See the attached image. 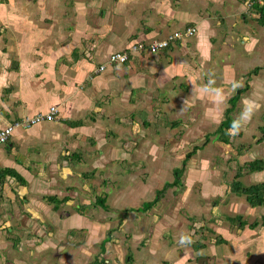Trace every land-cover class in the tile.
<instances>
[{"label": "crops", "instance_id": "crops-1", "mask_svg": "<svg viewBox=\"0 0 264 264\" xmlns=\"http://www.w3.org/2000/svg\"><path fill=\"white\" fill-rule=\"evenodd\" d=\"M262 2L260 0H0V129L19 123L10 141L0 146V264L37 263L34 259L31 260L29 255L33 252L39 253L44 243L25 253L29 262L21 263L13 258L18 251V242L16 241L15 244V240L21 236L18 227L28 230L29 225L32 224L40 227L43 236L56 234L59 244L74 240L77 245V231L86 232V229L90 228L89 236L86 238L91 239L88 241V246L92 247L91 242L96 240V235L103 228L102 222L99 220L92 222L77 213V208H73V211L69 210L71 205L77 203V171L86 160L89 161L91 156L93 160L101 157V165L108 169L123 170L115 175L123 177L128 185H136L125 189L124 197L119 200V205L124 206L123 218L130 216V213H137L146 219L153 209H161L169 190L177 189L179 192L193 193L191 182L199 179L201 172L206 168L204 165L207 160L204 159V152L210 153V137L215 136L217 138L215 142L230 145V139L221 138V133L229 137L228 130H222L223 125L227 120H235L245 104L252 107L250 101L255 102L254 110L251 118L243 122L240 129L244 128L243 131L247 130L249 133L254 131L255 136L264 138V57L261 54L262 58L254 59L256 66H259L254 72L260 71L259 76L247 77L251 82L243 86L237 85L234 95L231 93L234 92L231 91V86L229 90L226 89L227 94L224 88L228 86H222L221 95L214 96L203 93L199 88L196 93L190 92L189 87L183 88L182 84H178L179 80L186 81L192 74L200 76L201 70L207 64L213 68L214 60L223 59L217 65V69L222 74L220 75L222 85H224L222 81L225 80L230 85L232 78H235V71L231 72V68L229 72L223 70L222 65L229 64L228 55L222 52V47H228L230 43L237 44V48L244 54L246 48L255 47L257 39L251 35L254 27H251V31L245 27L250 24V18L254 17H258L259 24L264 26L262 15L254 9L257 4L262 5ZM191 26H195L196 31L190 39L177 40L178 42L175 41L176 43L171 44L169 48L161 49L155 54L132 49L137 43L148 45L154 41L164 40L174 31ZM232 28H239L240 32L226 35L225 32ZM226 40L229 42L228 45ZM124 51L129 55L126 63H109L108 59L115 52ZM186 52L188 59L184 57ZM236 56L238 51L233 55L234 60ZM250 57L249 55L244 59L253 61V57ZM192 58L193 66L190 65ZM102 62H106L107 68L103 71L98 70L99 75L93 73L94 68ZM196 69L201 70L196 71ZM207 77L208 75L203 76L204 79ZM116 82L121 84L118 91L123 97L127 94L139 95L145 109L156 110L153 116L156 122L162 121L167 124L168 121L173 120L174 105H182V100L186 99L191 101L190 108L194 115L201 118L200 126L208 130L216 129L212 134L207 135L203 145H195L185 155L183 159L185 167L180 169L183 173L178 184H174L175 170L179 169L175 168L171 174L173 181L167 182V185L170 184L169 187L165 185L158 189L155 186L157 182L151 176L157 170L153 167V157L149 152L155 140L152 139L149 143L144 139L140 141L137 145L141 148L137 150L140 153L138 155L129 154L122 149L114 152L113 144L107 143L117 136L118 139H127V134L115 135L121 130L119 124H115L116 119L119 122L120 108L117 107L115 100L113 106L108 105L109 100L105 98L106 95L113 93V85ZM175 87L180 88L182 92L174 104L176 97L172 100L170 93ZM223 94L231 95L228 98V105L224 102ZM100 96L106 101L101 106L96 103ZM121 100L122 112L129 110L135 112L136 108L131 106L130 102L122 98ZM51 107L59 109L56 120L43 121L30 126L25 124L26 121L47 113ZM113 125L117 129L113 128ZM101 141H105V146L100 147ZM257 144L258 152L253 153L248 147L247 155L251 160L245 168L240 167L235 172L234 180L229 187L227 185L225 188L221 185L222 191L219 187H212L213 191L234 197L230 204L234 216L226 217L228 223L235 224L234 227L220 226L221 224L215 223L213 218H202L203 221H198L195 226L207 228V233L214 237V241L211 244L195 241L196 233L192 225L199 217L205 194L211 189V178L205 173L209 176L208 184L201 194H194V205L192 202L191 207L188 208L192 211L195 208L194 212L191 214L192 211H185L186 214H191L186 219L191 223L190 234L187 235L184 231L177 237L178 242H181L182 237H190V240L181 242L184 247V249L180 248L183 254L178 260L168 264H206L207 262L208 264H264V198L261 204H254L247 194L233 187L235 183L244 187L264 186V139H257ZM108 145L109 148L106 147ZM238 146L244 147L242 144ZM84 147H86L85 151ZM202 150L205 151L201 152ZM86 151L88 154L85 153ZM116 157L117 162H113ZM131 160L134 161L133 167L130 166ZM252 164L257 167L250 168ZM148 166L151 176L146 183L149 185L146 186L144 183L137 185L144 182V179L138 175L142 173L143 176L146 175L145 170ZM101 172L105 173V171ZM110 173L112 171H109L108 175ZM78 174L83 175L82 171ZM88 174L87 177L90 178L92 174ZM134 178L138 179L135 184H133ZM184 181L191 192L186 188ZM106 200V197H98L96 203L105 207ZM3 205L8 208L5 217L1 214ZM4 221L7 227H3ZM82 222L85 224L87 222L90 227L82 228ZM179 224V219L174 214H165L158 226V232L163 238L174 241L177 234L182 232L178 228ZM147 234L154 238L159 235L157 231L149 230ZM201 239H204V236ZM110 241V238H104L98 243L102 253H107ZM178 242H175V245H180ZM140 243L146 244L143 239ZM3 245L7 246L5 250L8 252L2 257ZM155 245L163 256L168 255V259L171 260L170 253L160 251L162 244ZM86 249L85 254L89 256L91 248ZM116 252L118 253L117 250ZM119 254L121 253L117 256ZM143 255L146 257L147 253L143 252ZM148 255L153 259L156 254L153 251ZM61 256L57 264H82L74 257L77 256V247L71 248L69 260H62L67 257L66 254ZM135 257L139 259V253ZM12 259L14 262H11ZM94 262L108 263L107 260L98 259ZM126 262L133 264L134 259L129 256ZM162 262L166 264L165 261ZM143 263H147L145 259Z\"/></svg>", "mask_w": 264, "mask_h": 264}, {"label": "rangeland", "instance_id": "rangeland-1", "mask_svg": "<svg viewBox=\"0 0 264 264\" xmlns=\"http://www.w3.org/2000/svg\"><path fill=\"white\" fill-rule=\"evenodd\" d=\"M254 21V22H253ZM66 27H69L66 25ZM195 27V26H191ZM251 27H254L251 31ZM72 30V27H70ZM188 28V27H187ZM247 29H250L251 35H254L257 39L255 47L253 49L246 48V53H242L239 48H237V44H232L227 42L226 44L228 47H222V52H224L226 55H228V64L222 65L223 70L228 71L229 68H231V72L234 73L235 71V78H232L230 81L231 84H227L226 80L222 81L224 85L221 83L222 77L218 72L217 65L220 64V62L223 59H216L213 61L214 66L213 68H210L211 65H206L203 70L196 69V71L201 70L200 76L196 74H192L191 78L184 80H179L178 84L183 85V88L187 86L189 87L190 92H193V88L201 89V85L207 83L209 80H211L215 87L222 88V86H228V88H224L229 90V87L231 86V92L233 95L235 94V91L238 87L237 85L243 86V84H247L251 82V80H247V77L249 76H259L260 71L258 73H255V68L259 67L256 66L254 59L261 57L260 54L264 57V26H261L258 21V17L250 18V24L246 25ZM244 28V29H245ZM262 28V29H261ZM243 29V30H244ZM185 30V29H184ZM184 30H178V31H184ZM239 28H232L230 31L225 32L226 35H232L233 33H239ZM175 32V31H174ZM233 34V35H234ZM243 35H246L242 33ZM170 35V34H169ZM168 35V36H169ZM92 39V37H89ZM101 45V44H100ZM238 51V56L235 57V60L233 58V55L235 52ZM120 53V52H119ZM188 52L184 55V57H187ZM254 53V54H253ZM116 54V52L114 53ZM253 54V55H252ZM249 55L250 58L253 57V61H247L244 58H248ZM249 58V60H250ZM262 58V57H261ZM107 60V59H106ZM109 60V59H108ZM263 62V61H261ZM104 62L97 65V67L94 68L93 73L98 74V70H100L99 66L103 64ZM106 63V62H105ZM105 63L101 66H107ZM194 60L191 59V66H193ZM235 67H233V65ZM100 66V67H101ZM233 67V68H232ZM125 69H127L125 67ZM125 72V71H124ZM229 72V71H228ZM217 73V74H216ZM124 75V73H123ZM208 75L206 79L203 78V76ZM218 75V76H217ZM220 76V78H219ZM229 77V76H228ZM240 82V83H239ZM253 84V83H252ZM233 85H236L233 87ZM251 85V84H250ZM121 87L120 82H116L113 85V93L108 94L105 96V98H108V105H112L113 101L115 100V103L117 107L120 108V118L119 122L116 119L115 124H119L118 127L119 130L118 133L115 135H126L127 139L122 140L118 139L119 136L114 137L116 139H110L107 143L110 145L113 144L112 147L116 150H124L129 154L138 155L140 153L137 152V150H141L140 147L137 145L140 141L143 139L149 143L152 139L155 140V144L149 148L150 155L152 158V164L154 169H156L154 174L151 176L149 166L146 168L145 172L146 175L143 176V173L138 175L142 179H144V182H141L137 185H141L144 183V185L148 186L149 184L146 183L151 178L157 182L155 185L158 189L163 188L165 185H167V182L173 181L171 178V174L175 168H184L185 165H183V159L188 152L191 151L192 147L195 145L201 146L205 143V140L207 135L210 133L212 134L216 129H205L202 128L201 125V118L194 115L192 112V108H190L191 101H188L186 99L182 100V105H174L173 114L174 119L170 120L165 124L162 121L156 122L155 118L153 117L155 115L156 110H149L145 109L143 102L141 101V97L139 95H132L129 96L128 94L126 96H122V93H119V89ZM261 90H258L260 92ZM181 89L178 87H175L172 93H170L172 100L175 98L174 104L178 101V95L181 93ZM225 93V92H224ZM227 94V91H226ZM223 94L224 96V102L228 103V98L231 96ZM264 94V90H263ZM202 96H200L201 98ZM122 99L127 100L130 102L131 106H133L135 109V112L129 110L123 111V103ZM170 101V98L168 99ZM105 99L101 96L97 99V104L102 105V103H105ZM114 105V104H113ZM112 105V106H113ZM228 105V104H227ZM143 111V113H142ZM240 112V111H239ZM142 113V114H141ZM122 114V115H121ZM238 114V113H236ZM157 117V116H156ZM185 120V121H184ZM114 123V122H113ZM261 123V122H260ZM196 126L197 128H195ZM116 126L113 125V128ZM117 129V128H115ZM114 129V130H115ZM244 129V128H243ZM240 129L235 134H230L229 137L225 133H221V138L223 139H230V145L222 144L220 142H215V139H217L215 136H211L209 140V147H210V153L208 154V151L202 150L201 152H204L205 156L204 159L207 160V163L204 165L206 167L199 177V179H196L191 182L193 185V193L189 190V187L187 183H185L186 188L191 192L190 194H187L186 191H181L177 189H171L167 192L166 200L163 202V206L161 209L152 210L151 214L146 216L145 219L144 216L137 215V213H130V216H126V218H123L124 214L122 211V208L124 206L119 205L120 198L124 197L123 191L127 189L130 186L135 187L136 185H128L126 184L123 177H118L115 175V173L122 172L123 170L115 169H108L105 166L101 165V157H98L97 159L93 160V157H89V161L86 160L80 167L79 171H77V203L74 205H71L70 211H73V208H77V213H80L84 215L86 218L90 219L92 222L95 221H101L102 222V229L98 232L96 235V240L92 241V247L89 248L88 241L91 240L90 238L87 239L86 236H89V229L87 228L86 232H78L77 231V245L76 241L74 240H67L65 244L60 243L58 239L56 240V234L54 236H43L41 235L40 227L38 225L32 224L29 225L28 230H25L26 228H19V234L21 235L19 239L15 240L18 242V248H17V255L13 256L15 260L18 262H29L28 256L25 255V253L28 250H31L35 247H40L41 244L44 243L42 246V249L39 253L33 252L31 255H29L31 260H35L37 262L36 264H42V263H48V264H57L58 260L62 257L61 255L66 254L67 257L62 258L63 261H67L70 258V250L71 248L75 249L77 247V256H74L77 258V261L82 262V264H95V259L102 261L107 260L108 263L104 264H128L126 260L131 256L132 259H134L133 264H137L138 262H141L140 264H144L143 260H146V264H164L165 261L166 264L175 262L178 260L179 256L183 254V250L180 248H183V245L181 242L177 241V237L181 236L183 232L187 235L190 234V231L193 227V230L195 229L194 239L198 243H205V244H211L213 243L214 237L209 235L207 233V228H197L195 224L198 221H203L204 219H215V223H220V226L224 225H232L234 227L235 224L228 223L226 221V217H233L234 213L230 210V204L234 197H230L228 195H223L219 191H213L212 187L216 186L219 187L222 191L221 185L225 188H227L232 184V181L234 180V174L236 171L239 170L240 167L245 168V165L251 160L248 153V147H250L251 151L253 153L259 151V147L257 144V139H264L261 136L256 135L255 132L252 131L249 133L247 130ZM264 130V129H263ZM261 133V131H259ZM259 133V135H260ZM124 137V136H123ZM199 137V138H198ZM136 139V140H133ZM93 141H96V139H92ZM104 140V139H101ZM90 141V140H89ZM91 142V141H90ZM242 142V143H241ZM198 143V144H196ZM242 144L244 147H239L238 145ZM109 145L106 146L109 148ZM89 146V145H86ZM105 146V141H101L100 147ZM121 146V148H119ZM99 147V148H100ZM105 147V148H106ZM258 148V150L255 151V149ZM86 147L83 148L85 151ZM205 149V148H204ZM88 154V151L85 152ZM104 159V155L102 156ZM113 162H117L116 159L113 160ZM81 163V161H80ZM134 161L131 160L130 166L133 167ZM78 166V165H77ZM110 168V166H109ZM82 171V174H78ZM101 171H105V173H102ZM112 171L110 175H108V172ZM92 174L89 177H87L89 174ZM205 173H208L211 178L210 188L209 192L205 194L204 201L202 202V206L200 209V214L197 219V221L190 227V222H188L186 219L194 212L195 208H193V211L188 209L191 207V203L195 200L194 194H201L204 190V187L207 183V180L209 179L208 175H205ZM185 178V177H184ZM183 178V179H184ZM219 183H218V182ZM138 179L134 178L133 184L137 183ZM150 183V182H149ZM112 185V186H111ZM121 189V191H118ZM149 190V189H147ZM152 191V188H151ZM150 191V193H151ZM98 197H106V205L105 207L99 206L96 203V200ZM193 198V199H192ZM192 199V200H191ZM191 200V201H190ZM87 204V206H85ZM194 205V202H193ZM225 206V207H224ZM120 207V208H119ZM192 211L191 214L187 213L185 211ZM8 213V208H6L4 205L1 207V214L3 217H5ZM174 214L176 217H178L180 224L178 225V228L182 230V232L178 233L177 236L174 238V241H169L166 238H163L160 232H158V226L160 225V221L162 217H164L165 214ZM195 215V214H194ZM7 227L6 222L4 221L3 227ZM79 225H77L78 227ZM90 227L89 224H85V222H82V228L83 227ZM207 227V225H206ZM177 228V229H178ZM6 229V228H5ZM3 229V231L5 230ZM49 229H52V227H49ZM169 229V228H168ZM25 230V231H23ZM149 231H157L159 233L158 236L152 237L151 235H148L147 232ZM83 231V230H81ZM53 232V231H52ZM199 233V235H197ZM18 234V236H19ZM204 236V239H201V237ZM212 237V239H211ZM104 238H110L111 241L110 244L107 246V253H102L100 249L98 248V243L104 239ZM160 238V239H158ZM15 239V238H13ZM143 239L144 245L140 243V240ZM158 239V240H156ZM193 239V242H194ZM65 240V239H64ZM55 242V246H54ZM175 242H178L180 245H175ZM14 243V242H13ZM162 244V248H160V251H166L172 255L171 260H169L168 255H162L161 252H159L158 247L155 244ZM87 244V246H86ZM3 252L2 257L7 255V246L3 245ZM91 246V245H90ZM160 246V247H161ZM90 249L89 256L86 253L87 249ZM121 253L118 255V253ZM154 255L153 259L148 255V253H153ZM143 252L147 253V256L145 257L143 255ZM139 253V259H137L135 256ZM102 254H105L102 256ZM171 257V256H170ZM195 258V256L193 255ZM212 259L213 258H209ZM150 260L152 262L150 263ZM11 262H14L13 259ZM162 262V263H161ZM211 263V262H210ZM192 264V263H189ZM208 264V262L206 263Z\"/></svg>", "mask_w": 264, "mask_h": 264}, {"label": "built area", "instance_id": "built-area-1", "mask_svg": "<svg viewBox=\"0 0 264 264\" xmlns=\"http://www.w3.org/2000/svg\"><path fill=\"white\" fill-rule=\"evenodd\" d=\"M263 0H260L262 2ZM196 31L195 27H188L184 31H175L171 33L166 39L164 40H159V41H154L151 44H145V43H137L135 46L132 47L133 50H138V51H148L150 53H157L161 49L168 48L172 42L177 41V40H183V39H190ZM129 55L128 52H120L113 54L110 59L109 63L110 64H123L128 61ZM105 66L100 67V71L105 70ZM59 114V109L57 107H51L49 111L45 114H40L37 117L26 121V125H34L39 122L43 121H54L58 118ZM19 123L13 124L10 127H7L5 129H0V145L6 144L9 139L11 138V135L15 131L16 128H18Z\"/></svg>", "mask_w": 264, "mask_h": 264}, {"label": "trees", "instance_id": "trees-1", "mask_svg": "<svg viewBox=\"0 0 264 264\" xmlns=\"http://www.w3.org/2000/svg\"><path fill=\"white\" fill-rule=\"evenodd\" d=\"M257 1V0H256ZM263 4L261 5L260 4H257L256 7H254L255 11H258L260 12V14L262 15V18L264 19V1L262 2ZM264 22V20H263ZM178 42V41H177ZM180 42V41H179ZM173 43H176L175 41L172 42ZM170 47V46H169ZM168 47V48H169ZM167 49V48H165ZM232 122L233 121H230V120H227L224 125H223V128L222 130L226 129L228 130L231 126H232ZM250 168H256L257 166L252 164L251 166H249ZM183 173V170H180V169H177L175 170V182L174 184H178L180 182V178H181V175ZM169 185H167V187H169ZM233 187L237 190V191H240V192H243L245 194H247L250 198V201L254 204H261L263 202V198H264V186H254V187H244L243 185L241 184H238V183H235L233 185ZM163 192V191H162ZM161 192V193H162Z\"/></svg>", "mask_w": 264, "mask_h": 264}, {"label": "clouds", "instance_id": "clouds-1", "mask_svg": "<svg viewBox=\"0 0 264 264\" xmlns=\"http://www.w3.org/2000/svg\"><path fill=\"white\" fill-rule=\"evenodd\" d=\"M235 86L236 85H233V87H235ZM200 91H202L203 93H205L207 95L220 96L222 90L218 87H215L213 82L211 80H209L207 83L201 85ZM193 92L194 93L197 92V89L195 87L193 88ZM249 103L252 105V107H250L249 104H245V106L241 110L238 117L235 120H233L232 126L228 129V132L230 134H235L236 132H238L240 130V127L242 126V123L246 122L248 119L251 118L252 112H253L254 107H255V102L250 101ZM9 141H10V139H9ZM3 145H5V144H3ZM186 240H190V237H182L181 238L182 243Z\"/></svg>", "mask_w": 264, "mask_h": 264}]
</instances>
